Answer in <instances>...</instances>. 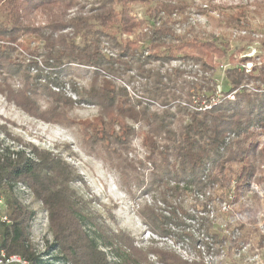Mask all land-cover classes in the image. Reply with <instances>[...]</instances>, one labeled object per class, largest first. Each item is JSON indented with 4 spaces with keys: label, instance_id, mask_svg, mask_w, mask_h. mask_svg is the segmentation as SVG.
Returning a JSON list of instances; mask_svg holds the SVG:
<instances>
[{
    "label": "trees",
    "instance_id": "1",
    "mask_svg": "<svg viewBox=\"0 0 264 264\" xmlns=\"http://www.w3.org/2000/svg\"><path fill=\"white\" fill-rule=\"evenodd\" d=\"M147 1L96 0L84 11L85 7L78 0H0V42L15 44L26 36L42 43L46 51L44 71L55 75L52 79L57 89L63 87L58 76L64 66L76 64L97 69L94 74L102 78V86L93 83L80 98L84 103L99 102L101 111L85 129L92 138L106 144L111 157L117 158L116 168L123 184L128 182L126 191L129 194L134 184L142 187L145 183L138 175V165L152 168L145 192H159L157 202L169 209L165 211L169 216L156 213L155 206L146 205L140 210L153 234L162 238H170L173 234L176 243L183 238L194 243L191 233L172 231L173 227L181 226L190 230L192 225L185 222L188 220L198 223L204 229V237L213 239L221 248L228 243H239L248 229L245 220L239 217L241 214L233 212L231 207L255 179L258 147L253 142V133L256 129L264 130V92L257 95L240 92L234 100L209 103L207 109L199 105L200 110H192L188 103L178 104L173 111L170 101L161 93L164 81L159 75L156 79L159 83L147 91V97L166 108L153 112L148 108L138 111L126 95L111 91L110 81H106L104 74L115 71L116 58H134L133 54L141 49L147 54L145 61L150 57L169 60L174 50L172 42L177 40L173 28L175 6L157 1L154 7H149L146 16L153 26L148 27L146 21L131 15L132 5ZM75 8L78 10L70 17L68 12ZM40 11L49 13L44 26L32 23ZM182 11L184 9L180 8ZM138 30L144 32L137 35ZM116 34L136 36V39L124 43ZM103 40L116 52L110 58L103 53ZM140 43L146 44V48L142 50ZM12 50L0 46V60L10 61ZM232 66L235 67L225 72L230 85L228 93L238 89L245 80V72ZM214 73L215 70L207 81L213 82ZM261 83L264 85V76ZM214 85L208 82L206 86H196L194 96L208 98L215 90ZM35 88L26 85L22 91L14 92L6 86L0 88V92L31 116L46 122L52 121L47 118L49 111L72 108L70 100L52 93L49 111H41L28 96ZM192 96L188 93L189 103ZM135 136L140 137L147 153L144 161L128 157ZM234 165L238 166L235 173ZM81 180L75 166L59 153L34 145L0 150V196L4 198L10 219V224L0 221V239L8 255H18L30 264H47L31 240L36 214L16 196L15 188L20 184L47 212L53 236L51 249L58 251L59 260L66 264H205L185 259L174 249L142 247L130 233L111 228L108 221L115 223L114 215L109 212V216L104 217L91 207L96 200H85L78 194L75 185ZM189 197L193 200L191 204H188ZM226 200H229L228 212L219 207Z\"/></svg>",
    "mask_w": 264,
    "mask_h": 264
},
{
    "label": "rangeland",
    "instance_id": "2",
    "mask_svg": "<svg viewBox=\"0 0 264 264\" xmlns=\"http://www.w3.org/2000/svg\"><path fill=\"white\" fill-rule=\"evenodd\" d=\"M95 1L78 0L85 7L84 11L89 10ZM157 1H167L176 8L173 28L177 40L172 42L174 50L170 59L150 57L145 61L147 54L141 49L133 54L134 58H116L118 64L115 71L104 74L106 81H110L111 91L126 95L125 98L131 100L136 110L148 108L153 112L166 108L147 97V91L159 83L156 80L159 75L165 85L163 88L160 86L161 93L166 96L164 99L170 101L169 107L173 111H176L178 104L188 103L192 110H200L199 105L207 109L210 108L209 103L234 100L240 92L253 95L264 92V85L261 83L264 76V0H148L147 3L131 6L132 17L144 20L148 27H152L153 23L148 20L146 12ZM180 8L184 11L180 12ZM77 10H70L68 15L73 16ZM48 16L47 11H40L33 17L32 23L44 26ZM142 32L144 31L138 30L136 34ZM116 35L124 43L136 39V36ZM77 43H80V39ZM138 45H142V50L146 48V44ZM0 46L13 49L10 61L2 60L3 58L0 60V88L9 86L12 91L20 92L26 85H33L36 88L28 96L43 112L49 111L52 93H59L73 103L72 108H61L52 113L49 111L47 118L52 121L46 122L31 116L0 92V150L34 145L61 154L75 166L81 176L82 182L75 185L78 194L85 200H96L91 206L93 209L100 211L104 217H108L109 212L114 215L116 222L108 221L111 228L130 233L142 247L174 249L185 259L203 261L205 264H264V130L256 129L253 133V142L258 147L256 180L246 187L245 193L231 207L233 212L241 214L239 217L245 220L248 229L241 242L228 243L221 248L213 239L204 237V229L198 223L185 220L187 225H192L190 230L187 226H181L173 227L172 231L184 230L191 233L195 241L193 243L183 238L176 243L173 234L170 238L153 234L140 215L142 207L148 205L155 206L158 210L156 213L169 216L165 212L168 207L157 202L160 199L159 192H145L152 168L138 165V175L145 179V183L142 187L134 184L133 192L129 194L126 191L128 182L123 184L116 168L117 158L111 157L107 153L106 144L92 138L91 133L85 129L88 123L99 117L101 111L99 102L84 103L80 98L84 91H89L93 83L97 87L102 86V78L94 74L97 69L76 64L64 66L58 76L63 87L57 89L53 86L52 77L55 75L44 71L43 55L46 51L42 43L32 37L22 36L18 43L1 41ZM102 46L107 58L115 55L116 52L110 48L109 43L104 41ZM123 63L127 64L120 65ZM232 65L245 72V80L238 89L228 93L230 85L225 72L235 67ZM214 70L213 82L207 81ZM94 78H97L96 82ZM208 82L215 84V90L209 93L208 98L194 96L197 94L196 88L206 86ZM188 93L193 95L190 103L187 101ZM177 117L175 122L178 123L180 117ZM128 123L132 125L130 120ZM138 129L137 125L136 130ZM146 155L140 137L135 136L130 145L129 159L144 161ZM237 170L238 166L234 165V173ZM228 174L231 175V172ZM15 193L19 201L36 214L32 223L31 240L37 252L47 264H66L59 260L60 253L51 249L53 236L49 229L48 214L42 204L20 184L16 186ZM0 200L3 202L0 212L8 216L4 198L0 196ZM228 201L219 205L227 212ZM192 202L189 197L188 204ZM202 209L203 207L199 208L201 211ZM199 216L206 217L203 213H199ZM249 220L251 224L247 223Z\"/></svg>",
    "mask_w": 264,
    "mask_h": 264
},
{
    "label": "built area",
    "instance_id": "3",
    "mask_svg": "<svg viewBox=\"0 0 264 264\" xmlns=\"http://www.w3.org/2000/svg\"><path fill=\"white\" fill-rule=\"evenodd\" d=\"M3 204L2 200H0V208ZM0 221L6 224H10V219L7 215L0 212ZM0 264H30L23 258L18 255H8L6 250L1 246V239H0Z\"/></svg>",
    "mask_w": 264,
    "mask_h": 264
}]
</instances>
